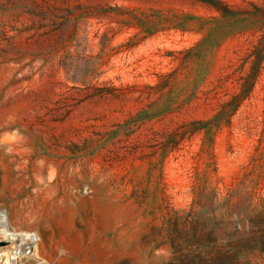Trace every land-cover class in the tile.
I'll return each instance as SVG.
<instances>
[{
    "label": "rangeland",
    "instance_id": "1",
    "mask_svg": "<svg viewBox=\"0 0 264 264\" xmlns=\"http://www.w3.org/2000/svg\"><path fill=\"white\" fill-rule=\"evenodd\" d=\"M229 24L197 0H0V215L38 241L21 264H264V69L212 152L183 135L248 71L259 32L198 46Z\"/></svg>",
    "mask_w": 264,
    "mask_h": 264
},
{
    "label": "trees",
    "instance_id": "2",
    "mask_svg": "<svg viewBox=\"0 0 264 264\" xmlns=\"http://www.w3.org/2000/svg\"><path fill=\"white\" fill-rule=\"evenodd\" d=\"M214 8L224 19H230L231 24L227 26L217 25L211 28L206 39L199 44V48H218L228 37L237 33L255 31L260 33L257 45L244 59L238 73L244 72V67L248 65V71L239 77V91L232 98L223 103L217 114L209 121H194L185 126L183 135H194L205 133L209 140V150L212 152L214 140L217 134L227 126H230L233 116L241 106L249 100L254 88L264 69V6L251 3L250 10L235 11L221 0H197ZM113 8L101 11L103 15H109ZM215 41V42H214ZM202 49V50H203ZM174 149V147H173ZM264 242H262V245ZM264 247V246H263Z\"/></svg>",
    "mask_w": 264,
    "mask_h": 264
},
{
    "label": "bare ground",
    "instance_id": "3",
    "mask_svg": "<svg viewBox=\"0 0 264 264\" xmlns=\"http://www.w3.org/2000/svg\"><path fill=\"white\" fill-rule=\"evenodd\" d=\"M6 214L0 215V235L4 240L12 242V247L7 248L6 251H0V261L2 264H21L23 262V251L30 249L27 259H37L38 241L31 239V234L28 233H12L9 230V222L7 223ZM9 220V219H8ZM9 234V235H7ZM29 246V247H28ZM28 247V248H27ZM15 250V252H13ZM12 251V252H10Z\"/></svg>",
    "mask_w": 264,
    "mask_h": 264
}]
</instances>
